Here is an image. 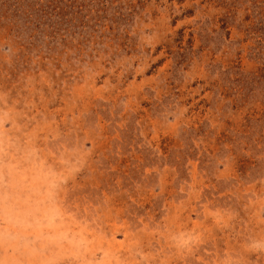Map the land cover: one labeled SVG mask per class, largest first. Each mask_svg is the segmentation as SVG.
Instances as JSON below:
<instances>
[{
  "label": "rangeland",
  "instance_id": "rangeland-1",
  "mask_svg": "<svg viewBox=\"0 0 264 264\" xmlns=\"http://www.w3.org/2000/svg\"><path fill=\"white\" fill-rule=\"evenodd\" d=\"M0 264H264V0H0Z\"/></svg>",
  "mask_w": 264,
  "mask_h": 264
}]
</instances>
